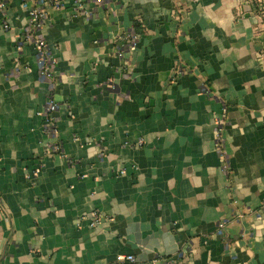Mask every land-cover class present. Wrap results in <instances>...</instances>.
<instances>
[{
	"label": "crops",
	"instance_id": "1",
	"mask_svg": "<svg viewBox=\"0 0 264 264\" xmlns=\"http://www.w3.org/2000/svg\"><path fill=\"white\" fill-rule=\"evenodd\" d=\"M38 2L0 11V264H264V32L251 0L44 5L45 77L21 38ZM93 211L90 226L80 217Z\"/></svg>",
	"mask_w": 264,
	"mask_h": 264
},
{
	"label": "built area",
	"instance_id": "2",
	"mask_svg": "<svg viewBox=\"0 0 264 264\" xmlns=\"http://www.w3.org/2000/svg\"><path fill=\"white\" fill-rule=\"evenodd\" d=\"M75 4L78 5L80 8V4L77 3V0H74ZM254 5L255 12L259 17V23L261 26V30L264 32V0H251ZM63 4V0H41L29 10L28 15V23L26 28L24 29L23 33L21 34V38L25 41L32 42L35 49H36V61L39 69L40 77H45L50 75L51 70V55L49 51L46 49V43L43 39L42 35L39 34L37 31L45 24L48 19V16L44 10V5L47 6H54L55 8L61 7ZM6 8V0H0V11L2 13L5 12ZM8 25L4 21V28H7ZM20 38V39H21ZM139 38V32L132 27L129 31L125 32L120 38V48L118 50V55L120 57L124 56L125 54L132 52L136 48V44ZM19 39V40H20ZM259 60L264 64V45L258 54ZM57 109V104L51 99H47L42 110L40 111V115L44 117V124L43 130L47 135L54 136L55 135V117L52 113ZM221 119V118H220ZM218 120L216 122L217 129H216V145L217 148L220 150L221 145L223 142L222 139V120ZM61 148L57 142L49 145L46 152L47 154H55L59 153ZM39 172V168L36 167L32 171L31 175L36 176ZM28 177V175H27ZM4 214V208L0 201V216ZM101 215L96 211L91 212L90 214L82 215L80 219H86L89 222L90 226H95L99 223ZM222 223L219 224V227H222ZM220 231V230H219ZM118 259L124 262V264H140L133 254H126L123 256H119Z\"/></svg>",
	"mask_w": 264,
	"mask_h": 264
},
{
	"label": "trees",
	"instance_id": "3",
	"mask_svg": "<svg viewBox=\"0 0 264 264\" xmlns=\"http://www.w3.org/2000/svg\"><path fill=\"white\" fill-rule=\"evenodd\" d=\"M139 27H140V24L139 23H136L135 24V29L138 31L139 30Z\"/></svg>",
	"mask_w": 264,
	"mask_h": 264
}]
</instances>
